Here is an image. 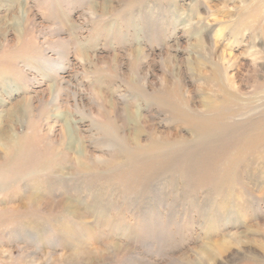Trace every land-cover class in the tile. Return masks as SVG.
Wrapping results in <instances>:
<instances>
[{
    "label": "rangeland",
    "instance_id": "1",
    "mask_svg": "<svg viewBox=\"0 0 264 264\" xmlns=\"http://www.w3.org/2000/svg\"><path fill=\"white\" fill-rule=\"evenodd\" d=\"M0 73V129L23 140L13 163L0 150V264H89L76 244L101 249L95 264H264V0H0ZM123 109L143 117L139 146ZM72 118L107 166L66 149ZM29 194L71 199L87 221Z\"/></svg>",
    "mask_w": 264,
    "mask_h": 264
},
{
    "label": "bare ground",
    "instance_id": "2",
    "mask_svg": "<svg viewBox=\"0 0 264 264\" xmlns=\"http://www.w3.org/2000/svg\"><path fill=\"white\" fill-rule=\"evenodd\" d=\"M112 6L108 3V2H104L100 5V10L102 12H105L107 11L108 9H111ZM91 13L93 15L97 14L98 13V10H97V7H93L92 10H91ZM31 11L26 7V6H20L18 8V12L16 13V18L17 19V25L16 27H18L17 29V33L19 34V37L20 39L25 36V34L30 31V28L33 24V20H32V16H31ZM19 41V40H18ZM203 45V44H202ZM201 46V45H200ZM204 47V46H203ZM214 48V47H213ZM205 49V48H204ZM210 50V49H209ZM132 52V59H134L136 62H141L140 61V58L145 54L144 53V50L143 49H135ZM204 52V51H203ZM81 59H83L84 61L85 60H91L92 57H90L88 54H83L81 53ZM210 55V54H209ZM112 58V57H111ZM131 59V60H132ZM110 60V59H109ZM222 60V59H220ZM13 61V60H12ZM133 61V62H135ZM113 62H114V65L112 67H115L116 64L118 63V57H115L113 58ZM109 63V61H108ZM10 66V65H9ZM201 67V66H200ZM111 68V66H110ZM217 70V68H216ZM222 70V69H221ZM211 71V70H210ZM208 72V71H207ZM206 72V73H207ZM218 73V72H217ZM1 74V73H0ZM216 74V72H215ZM222 74V73H221ZM207 75V74H206ZM224 75V74H223ZM216 77V76H215ZM219 77V76H218ZM207 78V76H206ZM214 79V78H213ZM208 80V79H207ZM205 81V80H204ZM216 81V80H215ZM218 81V80H217ZM222 81V80H221ZM214 83V81L212 82ZM212 83H211V86H212ZM219 83V82H218ZM201 84V83H200ZM216 84V83H215ZM145 86V85H144ZM200 86V85H199ZM210 86V87H211ZM221 86V85H220ZM203 87V85L201 86ZM207 87V86H205ZM213 87V86H212ZM214 88V87H213ZM223 87L221 86V89ZM49 91H50V94L51 96L53 97L54 100H57L59 98V93H58V87L55 85V86H52L49 88ZM95 91V90H94ZM146 91V90H145ZM144 93V92H143ZM94 97H95V101L98 105L101 106V108H104V107H108L111 111L110 113H117L119 108H118V104L113 100V99H109L107 98V96L103 95V94H100L98 92H94ZM26 103H29V99H26L25 100ZM56 103V102H55ZM25 104V103H24ZM29 104L26 105V108L28 109V107H31ZM54 104V103H53ZM22 105V102L21 104ZM55 108V107H54ZM56 109V108H55ZM132 109V108H131ZM57 111V116L59 115V109H56ZM54 113V112H53ZM140 112H136L134 110H129V109H123V115H122V119H123V129H125L126 131L128 130L129 132V139L127 140V143L128 145H141L142 142L139 138V129L137 128L136 126V123L139 121L142 120V116L139 114ZM109 113H107L108 115ZM81 115V114H80ZM65 116V115H64ZM88 117L91 118L92 121L94 122H101L104 120V118L106 117V114L103 113L101 110L99 111L98 114H94V112L90 111L88 114H87ZM61 118V116H60ZM59 118V119H60ZM67 119V118H66ZM58 120V118H57ZM65 121V120H64ZM76 120L75 119H70V120H67L65 122H63L62 124V141H66L68 140V145H67V150L70 151V152H75L74 151V145L75 143H79V148H80V152L86 154V156L92 158L93 162L100 168L104 165L107 166V164H109L110 162L104 157V156H97V155H93V154H90V152L87 150V146L85 145V143L83 142V139L82 137H80V135L78 134V131H79V128L76 127L74 124H76ZM143 122V121H142ZM111 124V123H110ZM111 126V125H110ZM115 126V125H114ZM113 126V127H114ZM112 127V128H113ZM1 128V127H0ZM109 128V126H108ZM4 129V128H3ZM132 129V132L129 131ZM112 130V129H110ZM139 130V131H138ZM107 131V130H106ZM119 131V130H118ZM100 132V131H99ZM113 132V131H111ZM125 132V131H124ZM119 133V132H118ZM109 134V133H108ZM115 134V133H114ZM142 134V133H141ZM120 135V133H119ZM115 136V135H113ZM116 139H117V135L115 136ZM121 136H119L120 138ZM119 140V139H118ZM23 140L18 138V137H15L14 135L12 134H9L8 132H4L3 130L0 129V150L4 153L5 157H7V160H10V163H13L16 159H13L10 155L12 153L14 154H19V151L21 150V142ZM112 141V140H111ZM120 141V140H119ZM61 142V141H60ZM119 143V142H118ZM122 144V142L120 143ZM119 145V144H118ZM128 145H126V147H129ZM125 147V144L124 146ZM60 148V147H59ZM110 150L113 149V145L110 146L109 148ZM78 153V152H77ZM76 153V154H77ZM71 154V153H70ZM75 155V154H74ZM80 155V154H79ZM85 156V157H86ZM9 157V158H8ZM15 157V156H14ZM75 157V156H74ZM79 157V156H78ZM84 157V158H85ZM137 157V156H136ZM73 159V158H72ZM79 159V158H78ZM74 160V159H73ZM72 160V161H73ZM91 161V160H90ZM74 162V161H73ZM77 165L79 163H76ZM44 168H47V167H44ZM80 169H84L82 167L79 166ZM55 170V169H54ZM57 171V169L55 170ZM64 173V172H63ZM2 175V174H1ZM65 175V174H64ZM67 175V174H66ZM70 175V174H68ZM3 177V176H2ZM70 180V179H69ZM39 196V195H38ZM28 199H29V202L28 203H31L33 205H35L36 207H41V206H44V207H48L50 208L51 210H58L60 212H65L67 214H70L71 216L77 218L78 220H80L81 222H86V217L84 216V214H82L83 210L80 208V205L76 204L73 200L71 199H62V201H57V202H53V203H48L46 200V203L44 202V200L41 199V197H36L34 196L33 194H29L28 196ZM45 199V198H44ZM44 203V204H43ZM232 235V234H231ZM234 235V234H233ZM235 236V235H234ZM229 237V236H228ZM232 238V237H231ZM235 240V239H234ZM223 241V240H222ZM227 241V240H226ZM225 241V242H226ZM223 243V242H222ZM221 241H214V244L213 246L217 249V248H220V246L222 245ZM237 243V241H236ZM86 248H83V249H86L85 251H82L80 247H78V244H76V248H74L69 256L71 257H85L89 262V264H95L97 262H101V261H104L106 258V256L103 254V252L101 251L100 248H93L92 250L89 249L86 244H84ZM93 245V244H92ZM224 245V244H223ZM222 245V246H223ZM90 246V245H89ZM114 249L116 250H119V246L118 245H114L113 246ZM213 247V249H214ZM88 248V249H87ZM209 248H212L211 246H208L206 245V247L203 248L202 250V255L204 256V258H208L211 256V249H210V252L208 254V249ZM212 249V250H213ZM243 250V249H242ZM216 251H219V250H216ZM244 251V250H243ZM93 252H96L97 253V257L93 258L94 256H92ZM67 256V252L66 254H62L59 258H64ZM221 258V257H220ZM187 259V258H186ZM218 259V257H217ZM41 260V259H40ZM68 260V259H67ZM210 260V259H209ZM46 262L47 259L46 258H43V262ZM66 261V260H65ZM206 261V260H205ZM211 261V260H210ZM217 261V260H216ZM48 262V261H47ZM51 262V260H50ZM204 262V261H203ZM34 263V262H33Z\"/></svg>",
    "mask_w": 264,
    "mask_h": 264
}]
</instances>
